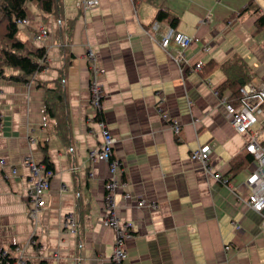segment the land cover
<instances>
[{
    "label": "crops",
    "instance_id": "0c3cea01",
    "mask_svg": "<svg viewBox=\"0 0 264 264\" xmlns=\"http://www.w3.org/2000/svg\"><path fill=\"white\" fill-rule=\"evenodd\" d=\"M77 1L61 0V21L36 2L26 4L29 24L19 37L33 50L44 48L49 67L29 81L0 80V158L17 168L11 175L0 166V247L13 256V246H24L28 264H113L115 231L104 223L108 167L90 156L100 141L97 129L90 132L85 55L91 49L105 69L102 115L121 161L114 213L119 225L133 227L122 264H264V211L242 200L252 162L226 175L250 135L236 133L212 91L224 82L221 65L228 59L247 64L251 82L264 84V24L258 27L255 13L241 11L251 0H99L86 15ZM252 2L264 16V0ZM159 10L167 18L157 19ZM172 18L176 31L200 39L184 51L170 43L169 56L159 41ZM44 85L62 88L57 117L66 116L68 141L44 113ZM158 108L179 122V135ZM254 119L252 128L263 138L264 110ZM199 145L210 147V172L190 158ZM45 146L53 175L34 226L25 161L41 162ZM221 174L227 182L215 177ZM133 198L156 201L157 208L138 207ZM70 213L78 219L75 236L61 226Z\"/></svg>",
    "mask_w": 264,
    "mask_h": 264
},
{
    "label": "built area",
    "instance_id": "2783aa9c",
    "mask_svg": "<svg viewBox=\"0 0 264 264\" xmlns=\"http://www.w3.org/2000/svg\"><path fill=\"white\" fill-rule=\"evenodd\" d=\"M76 5L83 11V15H86L87 11L93 10L99 5V0H82L77 1ZM28 19L24 18L18 21V25H27ZM154 29H157L155 25ZM40 35L46 36L47 30L43 26L39 28ZM199 37L189 36L187 34L176 31L172 26H169L164 33L161 34L159 41L160 47L171 55L168 48L170 43H174L186 50L198 43ZM204 49L207 50V47ZM178 53L176 58L177 62L182 61L184 54ZM87 59V66L89 71V106L92 113L90 116V122L93 126L90 128V132L97 129L100 135V141L97 149L91 151V157H98L106 162L108 167V177L104 182V207L106 215L104 217V223L112 227L115 231V239L112 247L111 260L113 264H122L127 258L126 241L133 236V227L129 222H125L119 225L117 215L114 213L115 201L114 196L117 189L123 186L119 179L121 172V161L114 156L113 147L116 143V137L112 135L106 126V123L102 117L103 113V99L104 90L102 84V76L105 73V69L99 64L96 54L93 50L88 49L85 55ZM47 60V59H46ZM201 63L197 62L195 68H201ZM30 80V77L28 78ZM28 80V81H29ZM215 96L219 99L220 104L223 106L225 113L229 117V121L234 130L238 134L249 133L250 139L245 145L250 154L253 155L254 167L249 169L244 184L247 189V196L242 199L243 202L256 212L264 211V137H260V131L252 128L254 124V115L262 114L264 104V84H254L252 82L245 83L239 88V98L236 103L229 101L228 94L220 93L215 87L212 89ZM2 91L0 89V97ZM161 117L167 122H171L172 129L176 135H179L181 126L177 120L170 119L166 112L158 108ZM264 121L262 122V126ZM209 145H199L196 149L192 150L190 158L199 160L207 171H211L209 164ZM27 165L28 174L26 180L29 184L27 188V201L29 204L28 217L35 226L38 222L39 212L44 208V191L48 186V181L53 175V170L48 168L44 163L36 162L27 158L25 161ZM0 166L9 167L10 174L16 175L17 168L13 165H9L5 158H0ZM221 175H216V178H220ZM227 182L225 178L221 180ZM124 199H132L131 194L124 193ZM138 207H147L148 209L155 210L157 208L156 201H145L143 198H133ZM62 229L65 233L75 236L77 234V218L73 213L67 214L62 220ZM33 239L31 237L30 241ZM229 246H225L227 250ZM15 251V255L11 256L3 249V255H8L12 260L6 261V264H27L28 260L22 254L24 246H15L12 248ZM49 264V263H40Z\"/></svg>",
    "mask_w": 264,
    "mask_h": 264
},
{
    "label": "trees",
    "instance_id": "16d2710c",
    "mask_svg": "<svg viewBox=\"0 0 264 264\" xmlns=\"http://www.w3.org/2000/svg\"><path fill=\"white\" fill-rule=\"evenodd\" d=\"M28 2H36L37 6L43 13L50 15L51 13L56 16V19L61 21V0H0V80L9 79L13 81H27L29 76L35 73H40L42 70L49 67L47 64V52L44 48L31 49L20 37V25L18 21L27 18L26 4ZM252 11L256 14L257 26L261 27L264 24V16L258 12L257 7L251 1L241 9V11ZM167 13L159 10L156 18L161 20L167 18ZM176 19L172 18L170 21L171 26H174ZM212 68H215V63L209 62ZM6 67H12L19 70L18 74L6 75ZM221 69L225 74L224 82L219 86L218 90L222 93L224 90H230L228 95L229 101L236 103L240 94L239 88L245 84L250 83L253 79V74L244 62L233 63L232 59H228L221 65ZM62 80V74L58 77L59 83ZM43 105L44 113L47 118L55 119L53 130L56 131L60 139L68 141L69 139V125L66 116L63 114L57 117L58 112L62 111L64 107L63 98L61 95L62 88L60 86L50 87L44 85ZM264 110V104L262 105ZM103 117V115H102ZM264 143V140H262ZM45 147H42L44 157L41 163H44L48 168L51 164L47 159ZM253 155L248 152L246 147H243L242 152L234 156L229 162V169L227 176L230 178L237 171L246 167L249 163L253 162ZM224 175L221 174L220 180ZM78 224V219H77ZM78 231V226H77ZM15 247V246H13ZM3 248L0 247V264H6V261L12 260L8 255H3ZM28 264V262H27Z\"/></svg>",
    "mask_w": 264,
    "mask_h": 264
},
{
    "label": "rangeland",
    "instance_id": "374dc122",
    "mask_svg": "<svg viewBox=\"0 0 264 264\" xmlns=\"http://www.w3.org/2000/svg\"><path fill=\"white\" fill-rule=\"evenodd\" d=\"M28 19V18H27ZM28 22H29V19H28ZM29 24V23H28ZM25 26V25H24ZM22 27V26H21ZM22 30V29H21ZM7 70H14V68H12V67H6V71ZM252 167H254V163H252Z\"/></svg>",
    "mask_w": 264,
    "mask_h": 264
}]
</instances>
